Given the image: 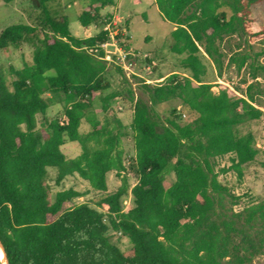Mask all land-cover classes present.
Segmentation results:
<instances>
[{"label": "trees", "instance_id": "1", "mask_svg": "<svg viewBox=\"0 0 264 264\" xmlns=\"http://www.w3.org/2000/svg\"><path fill=\"white\" fill-rule=\"evenodd\" d=\"M53 1L59 0H33L39 9L35 24H12L0 32V50L32 48L31 64L10 67L11 89L0 74V240L9 264H254L264 258V199L235 211L239 198L217 171V160L231 155L229 169L242 178L243 166L260 152L254 134L239 135L237 127L264 116V89L257 80L264 66L249 64L244 50L230 53L227 66L237 72L251 68L253 81L239 94L227 85L215 92L204 80V60L221 77L220 43L249 36L252 7L264 6V0H154L161 17L174 25L170 50L184 55L180 64L190 74L143 80L138 94L127 88L135 151L129 167L137 178L128 210L125 177L108 191V175L121 177L126 170L121 143L127 133L114 113L106 115L120 93L104 96L101 109L94 108L110 88L111 66L101 48L108 22H100V12L114 0H89L78 20L100 30L86 38L71 33L68 17L49 7ZM112 68L129 84L119 66ZM172 99L196 117L184 123L180 109L159 115L154 106ZM59 102L63 117L48 121L49 107ZM83 121L90 125L86 133L80 132ZM67 142L78 144L79 155L67 157ZM50 169L56 185L76 174L102 193L95 207L74 204L84 194L72 188L52 193ZM110 229L129 239L128 250L111 241Z\"/></svg>", "mask_w": 264, "mask_h": 264}, {"label": "rangeland", "instance_id": "2", "mask_svg": "<svg viewBox=\"0 0 264 264\" xmlns=\"http://www.w3.org/2000/svg\"><path fill=\"white\" fill-rule=\"evenodd\" d=\"M88 3L89 0H59L53 1L48 5L49 7L52 6L59 14H64L68 17L69 28L73 35L84 38L92 36L100 30L99 27H95L94 25L83 27L78 20L79 14ZM38 15L39 9L34 5L33 0H0V32L12 24H35ZM100 15V22L103 19L106 22H116L118 24V28L120 31L122 30L120 35L123 34L118 40L121 46L123 48L128 46L139 54V57L133 63V72L135 74L129 73V79H127L130 85L124 81L122 76L116 73L112 65H109L111 67L109 68L107 78L110 88L94 101V108L100 110L102 107L101 99L104 96L114 92L120 93L117 98L111 100L110 110L106 115L111 117L114 113L122 121L124 131L127 133V136L122 139L121 143L125 152L124 166L126 170L121 174V177H118L115 172H111L108 175V191L117 190L121 185V179L125 177L128 180L129 193L124 198L127 204L123 203V206L125 210H128L133 204L130 189L136 184L137 178L129 167L135 151L133 135L129 130L133 115L132 103L129 101L127 88L130 86L138 94L140 91L139 84L143 80L149 79L153 83H156L162 82L173 73L181 76H188L190 73L180 64V60L184 55H176L170 50L172 43L171 32L174 29V25L161 17L154 0H114V4L103 8ZM251 17L252 22L249 26L251 34L249 36L240 37L235 35L226 37L220 43L225 61L221 77H219L209 59L206 58L204 60L207 66V75L204 80L213 84V91L215 92L218 91L219 86L228 85L232 91L237 94L241 93L253 81L250 73V62L264 66V33L262 32L264 29V6H253ZM114 48L113 46H109L107 50L114 52ZM241 50L248 52L251 59L245 68L237 72L234 66H227V62L230 53ZM25 63H32V48L30 46L24 45L19 50L14 48L0 50V74L5 77L10 89L14 80L10 67L20 69ZM260 74L257 80L264 89V72H260ZM154 109L163 118L167 117L173 109H180L184 113L182 115L184 123L190 122L196 117L193 114L187 113L182 108L181 102L177 99L157 104L154 106ZM63 110V102L50 106L46 114L47 120L61 119L63 117ZM106 115L102 112L98 113L100 119H103ZM38 122L40 126L42 122L41 116H38ZM89 130L90 125L86 121H83L80 132L86 133ZM247 132L254 134L256 146L260 152L253 162L243 166L242 178H239L235 171L229 169L231 166V155L217 160L219 181L239 198L237 205L233 206L235 211H239L250 204L264 199V116L259 120L249 121L237 127L239 135ZM63 151L70 158L76 157L81 152L78 144L71 142H67L64 145ZM222 169H227L228 171L221 172ZM55 175V170L50 169L46 180L52 188V193L72 188L84 194L73 200L74 204L87 203L95 207L96 201L102 193L93 190L87 181L76 174L66 177L59 185H56ZM108 235L111 237V241L120 247L121 250L126 251L130 248L129 239L122 233L114 232L110 229ZM254 264H264V258L255 259Z\"/></svg>", "mask_w": 264, "mask_h": 264}, {"label": "built area", "instance_id": "3", "mask_svg": "<svg viewBox=\"0 0 264 264\" xmlns=\"http://www.w3.org/2000/svg\"><path fill=\"white\" fill-rule=\"evenodd\" d=\"M103 30L108 32V40L101 45V48L104 50V53H105L104 60L109 65L119 66L122 69L123 73L125 74L126 78L129 79V73H132V74L134 73L133 63L135 59L139 57V54H137V52H135L130 47L123 48V46H121L120 42L118 41L120 29L118 28V24L116 22H108L107 24H105ZM109 46L115 47L114 52L107 50ZM144 57H146V55H144ZM144 81L146 83H153L149 79L144 80ZM123 203L127 204L126 201H123Z\"/></svg>", "mask_w": 264, "mask_h": 264}, {"label": "water", "instance_id": "4", "mask_svg": "<svg viewBox=\"0 0 264 264\" xmlns=\"http://www.w3.org/2000/svg\"><path fill=\"white\" fill-rule=\"evenodd\" d=\"M0 249H1V251L3 253V257H4V263L3 264H9L8 258H7L6 252H5V248H4L3 243L1 242V240H0ZM0 261L2 263L1 259H0Z\"/></svg>", "mask_w": 264, "mask_h": 264}, {"label": "bare ground", "instance_id": "5", "mask_svg": "<svg viewBox=\"0 0 264 264\" xmlns=\"http://www.w3.org/2000/svg\"><path fill=\"white\" fill-rule=\"evenodd\" d=\"M0 259H2V261H3V263H4V257H3V253H2V251H1V249H0Z\"/></svg>", "mask_w": 264, "mask_h": 264}, {"label": "crops", "instance_id": "6", "mask_svg": "<svg viewBox=\"0 0 264 264\" xmlns=\"http://www.w3.org/2000/svg\"><path fill=\"white\" fill-rule=\"evenodd\" d=\"M96 27V26H95ZM81 38V37H80ZM84 38H86V37H84Z\"/></svg>", "mask_w": 264, "mask_h": 264}]
</instances>
